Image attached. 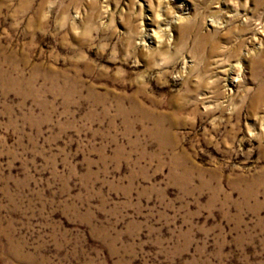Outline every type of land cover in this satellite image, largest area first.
<instances>
[{
    "label": "rangeland",
    "instance_id": "374dc122",
    "mask_svg": "<svg viewBox=\"0 0 264 264\" xmlns=\"http://www.w3.org/2000/svg\"><path fill=\"white\" fill-rule=\"evenodd\" d=\"M0 264H264V0H0Z\"/></svg>",
    "mask_w": 264,
    "mask_h": 264
},
{
    "label": "bare ground",
    "instance_id": "6f19581e",
    "mask_svg": "<svg viewBox=\"0 0 264 264\" xmlns=\"http://www.w3.org/2000/svg\"><path fill=\"white\" fill-rule=\"evenodd\" d=\"M161 33H162V32H161ZM156 35H157V33H156ZM160 35H161V34H160ZM160 35H159V36H160ZM162 35H163V34H162ZM162 35H161L160 37L163 39V36H162ZM160 37H159V40H160ZM160 41H161V40H160ZM232 83H233V82H232Z\"/></svg>",
    "mask_w": 264,
    "mask_h": 264
}]
</instances>
